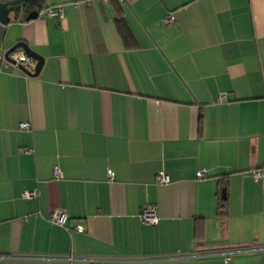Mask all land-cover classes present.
Masks as SVG:
<instances>
[{"label": "crops", "instance_id": "crops-1", "mask_svg": "<svg viewBox=\"0 0 264 264\" xmlns=\"http://www.w3.org/2000/svg\"><path fill=\"white\" fill-rule=\"evenodd\" d=\"M19 42L44 64L0 63V264H225L191 255L264 246V0H37L0 22V56Z\"/></svg>", "mask_w": 264, "mask_h": 264}, {"label": "built area", "instance_id": "built-area-1", "mask_svg": "<svg viewBox=\"0 0 264 264\" xmlns=\"http://www.w3.org/2000/svg\"><path fill=\"white\" fill-rule=\"evenodd\" d=\"M45 14L50 17H60L61 18L63 16L62 10L54 11L52 9H49L45 11ZM164 23L165 25H170L173 23V19L167 17L164 19ZM10 59L11 61H9L5 57V54H3L0 56V63H8L17 68L22 66L23 68H26L28 70H33L36 65L35 61L31 59L30 57H28L27 55H25L23 51L14 52L13 54L10 55ZM224 99L225 97L222 96L219 99V101L222 102L224 101ZM21 128L27 130L29 129V125L22 124ZM55 175L57 177L60 175L58 169L55 170ZM199 176L203 177L204 172L200 171ZM109 177L113 179L114 174L110 172ZM262 177H263V174L260 171L254 174V178L256 180H259ZM157 180L160 184H167L169 182V178L163 173L159 174V176L157 177ZM36 195L37 193L35 191L25 193V197L30 198V199L36 197ZM141 220L144 224L155 225L158 222V215H157L156 208L154 206L145 207L142 210ZM51 222L61 225V226H65L68 222V216L66 214H61V213L54 214L51 217ZM76 230L79 232H83V227L76 226ZM263 252H264V246L251 245V246H235V247L217 248V249L208 250V251H195L191 256L192 258H195V259L210 258V257L221 258L222 260H224L225 264H228L231 262L232 258H234L235 256L250 255V254H256V253H263ZM33 258L36 259L37 261H42V260L61 261L63 260L59 258L47 259V258L38 257V256L33 257ZM68 260L71 261L72 258ZM85 261L90 262V263H99V264H118V263L128 262L124 260L121 261V260H112V259H85Z\"/></svg>", "mask_w": 264, "mask_h": 264}, {"label": "water", "instance_id": "water-1", "mask_svg": "<svg viewBox=\"0 0 264 264\" xmlns=\"http://www.w3.org/2000/svg\"><path fill=\"white\" fill-rule=\"evenodd\" d=\"M30 1H35L37 3V0H12L9 2H0V22L4 25H8L11 23L12 19L14 20L18 19L22 13H26L27 10L26 5ZM38 16H39V12L37 10L32 11L28 14L26 21H29L31 19H36ZM20 49L23 50L25 55L33 59L36 65L33 70H28L26 68H23L22 66H20L19 69L28 76L37 77L42 70L44 64V58L39 54H37L36 52L32 51L31 48L25 42H19L15 44L10 50H8L5 53V57L9 61H11L10 55ZM224 194L225 192L223 191V196ZM93 264H99V263H93Z\"/></svg>", "mask_w": 264, "mask_h": 264}, {"label": "trees", "instance_id": "trees-1", "mask_svg": "<svg viewBox=\"0 0 264 264\" xmlns=\"http://www.w3.org/2000/svg\"><path fill=\"white\" fill-rule=\"evenodd\" d=\"M34 3V1H30L27 3L26 7L29 8L31 4ZM118 28L120 32L122 33V36L125 40H129L131 38V33H129L128 29L126 28L125 24L123 23L122 19L117 20ZM219 210L220 213H225L227 210V199L225 198H219Z\"/></svg>", "mask_w": 264, "mask_h": 264}]
</instances>
